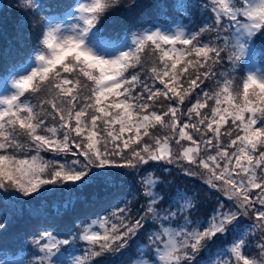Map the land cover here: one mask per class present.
Wrapping results in <instances>:
<instances>
[{"label":"snow or ice","instance_id":"6c2138e0","mask_svg":"<svg viewBox=\"0 0 264 264\" xmlns=\"http://www.w3.org/2000/svg\"><path fill=\"white\" fill-rule=\"evenodd\" d=\"M118 2L65 5L60 20L42 26L31 68L12 77V91L0 92V189L30 196L45 185L77 186L97 177L108 183L113 170L150 161L175 164L231 207L221 202L208 219L193 221L194 197L178 189L166 200L158 190L163 181L147 173L140 181L143 211L133 217L126 201L110 217L85 225L78 238L88 247L71 264H108L127 252L149 221L156 227L148 230V258L140 264H204L200 253L211 252L208 245L229 232L232 242L217 250L212 264H264V70L233 76L264 36V0H210L203 5L210 22L199 31L143 29L130 43L127 33L103 38L98 27ZM35 7L30 0L22 4V10ZM205 31H214L216 40L203 41ZM225 59L231 69H224ZM149 62L150 75L141 79ZM209 80L214 90L202 87ZM26 94H36L38 103ZM186 100L191 106L182 111ZM157 127L163 136L150 132ZM42 151L74 159L48 161ZM93 169L103 171L94 175ZM178 215L183 224L172 227ZM241 218L254 222L245 229ZM6 220L0 217V230ZM256 229L261 235L252 254L247 237ZM32 243L34 260L3 258L0 264H69L63 259L69 239L46 230Z\"/></svg>","mask_w":264,"mask_h":264},{"label":"trees","instance_id":"16d2710c","mask_svg":"<svg viewBox=\"0 0 264 264\" xmlns=\"http://www.w3.org/2000/svg\"><path fill=\"white\" fill-rule=\"evenodd\" d=\"M75 0H30L31 4L38 7L31 10H22V4H28L29 0H0V75L6 74L9 70L16 68L27 60L33 53L34 47L39 41L42 26L50 15L62 14L64 6L74 3ZM208 0H119L118 4L102 19L98 27L102 30L105 39H111L117 34L123 36L138 33L143 29L166 27L182 23L187 31H199L204 27V21L210 22L211 11L203 5ZM130 30V31H129ZM228 33H222L227 36ZM203 41L216 40L214 31H205L201 37ZM222 43V41H220ZM223 55V54H222ZM249 56L246 54L238 62L233 76L245 77L246 63ZM260 67L264 66V36L256 40V54L252 57ZM141 73V79H145L148 68ZM224 69H231V63L225 59ZM135 71H140L139 68ZM67 75V74H65ZM159 87H162L156 82ZM209 90L216 87L215 80H209L202 85ZM32 104L38 103L36 94H26ZM23 99V98H22ZM194 102V98L192 99ZM214 102L209 101L212 105ZM175 106V105H174ZM191 103L188 100L181 105V110H186ZM47 107V106H46ZM207 112L209 109H204ZM52 124L51 119L47 121ZM231 121L229 120V124ZM118 127V126H117ZM228 125H224L227 128ZM224 129L222 128L221 131ZM155 135L163 136L165 130L150 129ZM126 135H128L126 133ZM198 139V137H196ZM147 139V138H145ZM23 141L24 138L21 137ZM182 141V144H188ZM171 147L176 150L177 146L172 142ZM34 154L29 153V155ZM40 155L48 161L70 162L74 157L71 154L57 155L52 151H42ZM82 160L83 157H80ZM167 168L169 171H164ZM103 171L93 169V174ZM147 173L159 177L162 183L158 190L165 196L166 200L182 190L195 199L196 207L189 213L193 221L206 220L218 207L219 203L231 207L229 201L223 196L210 189L199 177L184 175L175 164H165L163 161H150L148 165L140 166L138 169L113 170L110 174V182L106 183L103 178L97 177L85 184L73 186L71 183L43 186L39 193L24 196L13 188L0 189V217H7L5 221L6 230H0V258L7 256L21 255L23 260H34L38 249L32 243L44 231H50L57 239H69L70 245H65L70 252L76 250L80 255L87 249L85 241L80 240L79 234L82 228L98 218L110 217L114 210L124 207L126 201L130 202L132 216L136 217L143 209L140 205L145 203V197L141 195V178ZM167 207V203L163 205ZM175 211V208H173ZM251 218H241V224L247 229L253 224ZM183 224V217L178 215L172 225ZM177 225V226H178ZM156 226L149 221L145 230L129 243L130 248L124 254H118L117 258L109 261L108 264H131L143 253L147 252L149 244V229ZM261 233L256 229L247 239L253 244L251 253H257L254 244ZM76 237L73 239V237ZM233 240V234L220 238L208 247L211 252L200 253V258L207 262L219 259L214 254L218 249L229 245Z\"/></svg>","mask_w":264,"mask_h":264},{"label":"rangeland","instance_id":"374dc122","mask_svg":"<svg viewBox=\"0 0 264 264\" xmlns=\"http://www.w3.org/2000/svg\"><path fill=\"white\" fill-rule=\"evenodd\" d=\"M208 1H210V0H208ZM60 19L61 18H58L57 16H54V17L51 16V17H49L48 20H52L53 22H55V21L60 20ZM177 27H181L185 31H187V29L185 28V26L182 23H177L175 25H170V26H166V27H156V28H160L162 30L172 31V30H175ZM148 29H152V28H148ZM130 40H131V37L128 38V42L129 43H130ZM125 50H127V49H125ZM32 65H33V60L30 59V60L26 61V63L24 62V63L20 64L16 68L15 72L10 73L9 76H7L5 78V80L4 79L0 80V92H5V91L10 92V91H12V88H11V79H12V77L15 76V75H18L20 73H23V72L28 71L31 68ZM253 67H255L257 69L264 70V66L263 67H260L259 65L256 64V62H255V60L253 58H248V61L246 63V74H247L248 70L251 69V68H253ZM223 198H225V197H223ZM177 225L178 224H174V225H172V227H177ZM230 233L231 232H229L228 234H230ZM205 253H208V252H205ZM205 253L203 251V256H204ZM40 255H42V254H40ZM78 255L79 254L76 252V250L75 251L72 250V251H70L68 253L67 252H64L63 259L66 260V261H68L69 264H71V260H72L73 256H78ZM5 258L10 259V260H21V259L23 260V258H22L21 255H17L15 257L14 256H8V257H5ZM147 258H148L147 256H144L143 258H140L139 257L135 262H133L131 264H140L141 261L146 260ZM0 259H3V258H0ZM213 261H215V259H213L212 261H209L208 260L207 262H204V264H212Z\"/></svg>","mask_w":264,"mask_h":264}]
</instances>
